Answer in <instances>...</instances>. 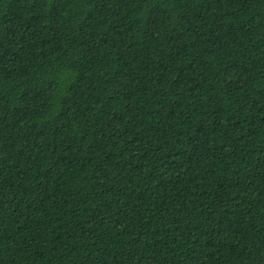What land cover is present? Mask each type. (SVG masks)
<instances>
[{
	"label": "trees",
	"instance_id": "16d2710c",
	"mask_svg": "<svg viewBox=\"0 0 264 264\" xmlns=\"http://www.w3.org/2000/svg\"><path fill=\"white\" fill-rule=\"evenodd\" d=\"M0 264H264V0H0Z\"/></svg>",
	"mask_w": 264,
	"mask_h": 264
}]
</instances>
